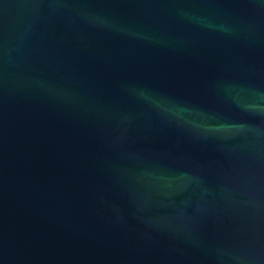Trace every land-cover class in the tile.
Listing matches in <instances>:
<instances>
[{
	"label": "water",
	"instance_id": "water-1",
	"mask_svg": "<svg viewBox=\"0 0 264 264\" xmlns=\"http://www.w3.org/2000/svg\"><path fill=\"white\" fill-rule=\"evenodd\" d=\"M0 264H264V0H0Z\"/></svg>",
	"mask_w": 264,
	"mask_h": 264
}]
</instances>
